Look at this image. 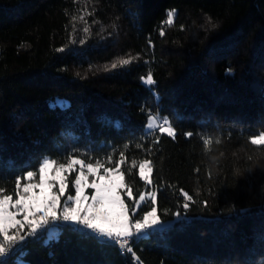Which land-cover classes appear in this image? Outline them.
<instances>
[{"label":"trees","instance_id":"obj_1","mask_svg":"<svg viewBox=\"0 0 264 264\" xmlns=\"http://www.w3.org/2000/svg\"><path fill=\"white\" fill-rule=\"evenodd\" d=\"M148 112L168 117L176 138L145 130ZM262 132L264 0H0V187L11 192L44 157L124 152L138 199L153 190L139 176L151 159L158 213L172 224L134 238L142 264H264V147L250 143ZM180 189L194 198L187 211ZM47 231L4 264H135L71 223Z\"/></svg>","mask_w":264,"mask_h":264},{"label":"snow or ice","instance_id":"obj_2","mask_svg":"<svg viewBox=\"0 0 264 264\" xmlns=\"http://www.w3.org/2000/svg\"><path fill=\"white\" fill-rule=\"evenodd\" d=\"M175 15V9L168 10L164 23L172 26ZM80 19L83 20L84 17L81 16ZM72 20L75 21L76 17L73 16ZM83 30L89 31L87 27ZM159 32L161 36L165 35L163 27ZM134 59H121L119 64L127 66ZM116 67L117 63L111 65V68ZM231 71L228 69L229 73ZM141 80L147 86L155 84L151 72L146 77H141ZM146 126L150 131L158 129L160 135L166 134L173 140L176 138V129L168 117L148 112ZM183 134L188 138L194 135L190 131ZM160 135L155 139L156 144L160 143ZM211 142L210 138L203 140L206 151ZM250 143L264 147V132L252 136ZM119 156L120 159L115 161L112 156H108L106 162L100 159L93 162L78 155H69L63 162L56 158L44 157L38 162L35 170L21 171L14 176L11 192L5 187H0V258H7L29 237H36L38 232L45 230L50 223L68 222L89 229L98 237L115 243L122 254L131 253L135 264H142L132 247L134 238L163 225L162 217L168 214V210L158 213L160 188L152 178L153 161L142 159L139 163L140 179L153 190L140 192L137 199L133 189L124 183L125 173L120 168L121 164L126 162L124 152H120ZM106 163L112 166L106 167ZM135 166L136 162L132 161V167ZM145 168L148 169L147 174ZM101 170L103 174H100ZM89 177L92 179L89 180ZM85 189L94 191L89 196L85 194ZM121 190L126 191V198L131 204L121 198ZM180 193L184 198L182 208L187 211L194 198L183 189H180ZM203 203L207 206V201ZM142 207L145 210L141 218ZM172 215L178 219L181 212L177 211ZM18 216H22V219H17ZM0 264H4L3 259H0Z\"/></svg>","mask_w":264,"mask_h":264},{"label":"rangeland","instance_id":"obj_3","mask_svg":"<svg viewBox=\"0 0 264 264\" xmlns=\"http://www.w3.org/2000/svg\"><path fill=\"white\" fill-rule=\"evenodd\" d=\"M153 115H158V114H153ZM159 116V115H158ZM145 130H147V131H150L148 128H147V126H146V124H145ZM77 168L79 167V166H76ZM145 173L147 174L148 173V169L147 168H145ZM100 174H103V172H101ZM38 179V178H37ZM92 179V177H89V180H91ZM55 190V189H54ZM92 191H94V190H92V189H85V194L86 195H91V192ZM150 191V190H149ZM123 193H125L126 194V191L125 190H121V198L123 199ZM72 194H74V190H73V192H72ZM91 201L89 200V203H90ZM17 219H22V216H18L17 217ZM55 223H59V222H55ZM50 224H53V223H50ZM172 224V221H168V222H164L163 223V225H161V226H158V227H156V228H152V229H150V230H152V231H154V230H163V229H165V228H167V227H169L170 225ZM52 227L53 226H51V227H49L48 228V231H47V237H49L50 236V234H51V232H52ZM11 231H15V230H11ZM146 233V232H145ZM2 239V238H1Z\"/></svg>","mask_w":264,"mask_h":264},{"label":"built area","instance_id":"obj_4","mask_svg":"<svg viewBox=\"0 0 264 264\" xmlns=\"http://www.w3.org/2000/svg\"><path fill=\"white\" fill-rule=\"evenodd\" d=\"M56 225H57V223L49 224V225L47 226L46 229H48V228L51 227V226H56ZM72 226H73L75 229H77V230H79V231H81V232H84L85 234H91V235L96 236V238H97L98 241H100V242H104V243H106V244L114 245V246L118 249V251L122 254V252H121L119 246L116 245L115 243L106 240V238L98 237V236H97L95 233H93L91 230L86 229V228H83V227H81V226H79V225L72 224ZM146 232H147V231H146ZM40 233H41V231L38 232V235H39ZM144 233H145V232H143L142 234H144ZM142 234H141V235H142ZM38 235H37V236H38ZM37 236H36V237H37ZM139 236H140V235H139ZM29 238H35V237H29ZM29 238H28V239H29ZM20 246H21V245H20ZM20 246H18L17 249H18ZM17 249H16V251H17ZM12 254H13V253H12ZM124 254H126V253H123L122 255H124ZM10 255H11V254H10ZM0 259H4V258H0Z\"/></svg>","mask_w":264,"mask_h":264}]
</instances>
